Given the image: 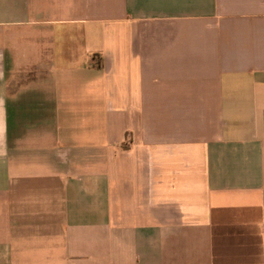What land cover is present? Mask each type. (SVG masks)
I'll return each instance as SVG.
<instances>
[{
  "label": "crops",
  "instance_id": "crops-1",
  "mask_svg": "<svg viewBox=\"0 0 264 264\" xmlns=\"http://www.w3.org/2000/svg\"><path fill=\"white\" fill-rule=\"evenodd\" d=\"M0 264H264V0H0Z\"/></svg>",
  "mask_w": 264,
  "mask_h": 264
}]
</instances>
